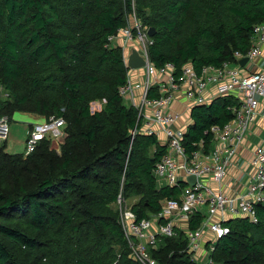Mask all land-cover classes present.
Masks as SVG:
<instances>
[{"label":"trees","instance_id":"obj_1","mask_svg":"<svg viewBox=\"0 0 264 264\" xmlns=\"http://www.w3.org/2000/svg\"><path fill=\"white\" fill-rule=\"evenodd\" d=\"M131 16L155 29L150 63H171L178 81L187 64L199 73L245 54L264 21V0H0V85L8 94L0 115L65 123L61 141L44 137L28 156L0 147V264H137L112 205L119 195L138 197L132 211L140 220L178 197V188L157 189L152 170L165 147L155 135L132 137L137 110L119 93L128 69L110 38ZM235 102L218 97L192 108L186 155L200 141L210 146L211 128L229 122ZM256 216V224L223 223L229 233L216 242L215 264H264V206ZM199 222L194 217L189 228ZM151 257L193 264L180 232L160 238Z\"/></svg>","mask_w":264,"mask_h":264},{"label":"built area","instance_id":"obj_2","mask_svg":"<svg viewBox=\"0 0 264 264\" xmlns=\"http://www.w3.org/2000/svg\"><path fill=\"white\" fill-rule=\"evenodd\" d=\"M134 28L135 35L129 27L119 34L126 44L143 42V53L136 50L146 60L142 68L144 74L140 83L127 79L119 93L124 100L138 98L137 104H131L137 110L132 137L161 134L165 139V153L152 170L157 189L178 188L179 194L177 198L162 199L158 213L148 214L140 220L132 208H119V224L129 250L128 258L137 264H159L151 257L158 240L173 238L180 232L193 264H215L212 253L216 242L229 233L223 223L244 218L256 224V207L264 205V144L253 148L247 164L246 182L237 180L231 184L227 181L229 171L236 165L239 146L247 139L258 118L264 116L259 111L260 101L264 99V62L258 71L243 74V69L260 55L264 46V21L254 27L249 50L245 54L236 52L233 63L227 62L220 67L205 66L199 73L187 64L182 67L178 81L171 63L159 69L150 63L147 47L152 41L147 35L148 29L138 23ZM119 34L111 37L110 42L113 43ZM244 58L247 62L240 67L239 61ZM211 88L218 97L235 99V104L229 108L231 119L222 128H211L213 140L208 148L200 141L195 145L196 149L186 155L183 146L185 132L177 126L179 115L170 108L179 91H183L190 103L204 105L209 100ZM153 91L156 96L150 95ZM7 97L0 85V100ZM64 124L62 118L55 117L32 124L26 132L24 156L31 154L42 138L61 134ZM8 131V119L0 115V147L6 143ZM191 176L195 177L194 185L187 181ZM115 203L121 206L123 197L119 195ZM197 216L200 217L198 226L190 229V221ZM207 233L210 234L208 239Z\"/></svg>","mask_w":264,"mask_h":264},{"label":"crops","instance_id":"obj_3","mask_svg":"<svg viewBox=\"0 0 264 264\" xmlns=\"http://www.w3.org/2000/svg\"><path fill=\"white\" fill-rule=\"evenodd\" d=\"M264 62V46L261 49L260 55L252 60L251 64L243 69V74H248L251 72L258 71L260 69L261 63ZM144 74L143 69L128 70V80L132 83H140L142 81ZM209 100L206 104H209L218 96L215 95L213 88L210 89L208 94ZM127 105H134L138 103V98H133L132 100L125 99ZM204 104V105H206ZM195 104L190 103L184 95L183 91H179L175 96V101L172 104L170 111L178 114L179 119L177 121V126L183 129L185 134L188 132V129L193 124L191 119V111ZM260 113L264 114V99L260 101L259 106ZM38 119L37 123H42L43 119L37 116H34ZM57 136V135H56ZM157 140L160 146L164 147V137L159 134L157 135ZM6 144V143H5ZM264 144V116L258 118L256 123L252 126L250 134L247 139L239 146L236 153V165L231 168L228 173L227 181L233 183L234 181L246 182L248 178L247 164L252 156L253 148L257 145ZM6 146V145H5ZM206 238H210V234H206Z\"/></svg>","mask_w":264,"mask_h":264},{"label":"rangeland","instance_id":"obj_4","mask_svg":"<svg viewBox=\"0 0 264 264\" xmlns=\"http://www.w3.org/2000/svg\"><path fill=\"white\" fill-rule=\"evenodd\" d=\"M137 24V20L131 16L129 19V29H133L134 25ZM135 35V33H133ZM113 45H118L122 48L123 50V57L124 60L127 58V53L129 51V48L134 47L140 53H143L145 47L142 44H139L138 42L134 43H123L122 42V35L119 34V37L116 40H113ZM128 45V46H124ZM123 46V47H122ZM5 97V96H3ZM2 100V99H1ZM126 104V101L124 100L123 102ZM104 102H97L95 104H92V108L96 109H101L103 106ZM38 119H36L33 115L26 114V113H15L11 120L8 122L9 125V131H8V136H7V141H6V146H5V152L9 154H22L24 151V146H25V139H26V132L28 129L29 125L32 124H37ZM61 134H58V136H55L53 140L61 141L62 139ZM136 202H138V197H131V198H123V203L121 206H119L117 203L113 204L112 207L113 209L117 210L119 213V208L121 207L122 209L124 208H132Z\"/></svg>","mask_w":264,"mask_h":264},{"label":"water","instance_id":"obj_5","mask_svg":"<svg viewBox=\"0 0 264 264\" xmlns=\"http://www.w3.org/2000/svg\"><path fill=\"white\" fill-rule=\"evenodd\" d=\"M155 33L154 28H148L147 35L148 37H153ZM247 62V59L244 58L239 61L240 67H244ZM126 67L128 70H136V69H142L146 65V60L143 56L137 52V50L134 47L129 48V51L127 53V58L125 61ZM187 181L191 184H195V177L191 176L187 179ZM264 206V205H262Z\"/></svg>","mask_w":264,"mask_h":264}]
</instances>
